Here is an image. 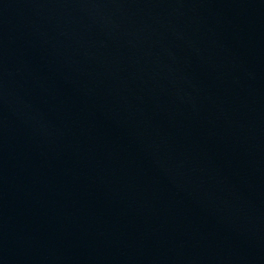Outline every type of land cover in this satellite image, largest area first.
<instances>
[{
    "label": "water",
    "instance_id": "obj_1",
    "mask_svg": "<svg viewBox=\"0 0 264 264\" xmlns=\"http://www.w3.org/2000/svg\"><path fill=\"white\" fill-rule=\"evenodd\" d=\"M0 264H264V0H0Z\"/></svg>",
    "mask_w": 264,
    "mask_h": 264
}]
</instances>
